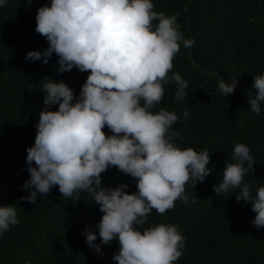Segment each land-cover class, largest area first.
<instances>
[{"label": "trees", "instance_id": "16d2710c", "mask_svg": "<svg viewBox=\"0 0 264 264\" xmlns=\"http://www.w3.org/2000/svg\"><path fill=\"white\" fill-rule=\"evenodd\" d=\"M51 0H8L0 6V205L13 204L19 223L0 234V264H118L113 253L119 250L118 238L103 244V255L90 248L84 231H96L102 212L93 193L81 191L76 199L64 197L59 185L38 195L34 204L20 197L30 189L23 187L30 178L27 146L34 144L36 124L44 107L48 79L63 80L79 95L89 70L74 66L60 72L58 55L47 63L26 59L29 50L43 51L46 37L36 31L39 6ZM154 10L177 14L179 30L192 38V47L181 42L172 59L173 67L164 83V96L152 111L166 108L180 119L170 131L181 148L207 149L212 171L185 192L195 202L181 199L159 213L156 209L141 228L153 222L176 224L185 237V247L175 264H264V227L252 221L256 212L252 201L236 199L239 188L216 194L214 185L222 181L223 169L233 161V148L246 143L255 157L254 171L245 174L243 183L252 195L264 186V102L262 111L253 112L247 103L255 94V75L264 73V0H153ZM154 23H156L154 21ZM173 72L188 81L187 95L177 100ZM238 78L234 91L222 94L219 80ZM143 103V101H141ZM58 109V103L50 106ZM185 110L190 112L183 117ZM106 134L110 133L107 125ZM34 163V162H33ZM103 186L127 183V191L138 190L136 180L117 166L101 173Z\"/></svg>", "mask_w": 264, "mask_h": 264}, {"label": "clouds", "instance_id": "9594fccd", "mask_svg": "<svg viewBox=\"0 0 264 264\" xmlns=\"http://www.w3.org/2000/svg\"><path fill=\"white\" fill-rule=\"evenodd\" d=\"M7 2L0 0V6ZM36 31L46 37L48 46L29 50L26 59L43 56L47 63L55 52L60 72L74 66L90 72L75 98L68 83L48 79L34 144L27 146L30 178L23 187L30 193L20 199L35 204L38 195L57 184L64 197L75 193L78 199L81 191L91 192L102 216L96 223L98 234L91 228L84 231L90 248L103 255L95 243L97 235L103 244L118 238L119 250L112 257L118 264H175L185 247L178 226L163 222L140 226L153 209L164 213L177 199L195 202V192H185L186 182L192 180L194 186L212 171L206 148L198 151L176 143L170 129L180 116L166 108L151 110L162 101L181 42L192 47L194 40L179 30L177 14L154 10L153 0H51L37 9ZM172 79L176 99L183 100L188 81L179 72H173ZM238 83V78L230 83L221 78L218 87L227 96ZM252 87L256 91L247 103L259 114L264 73L255 75ZM56 103L59 107L53 110L50 106ZM189 116L185 110L183 117ZM233 161L227 162L214 191L225 194L239 188L237 201H254L251 206L257 214L252 222L264 227V186L252 195L243 183L256 163L246 143L234 145ZM110 166L137 178L138 190L127 191V183L103 186L101 173ZM17 223L15 206L0 205V234Z\"/></svg>", "mask_w": 264, "mask_h": 264}]
</instances>
